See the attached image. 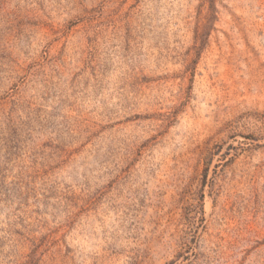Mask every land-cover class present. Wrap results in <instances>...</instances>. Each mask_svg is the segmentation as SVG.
I'll return each mask as SVG.
<instances>
[{"label":"rangeland","instance_id":"374dc122","mask_svg":"<svg viewBox=\"0 0 264 264\" xmlns=\"http://www.w3.org/2000/svg\"><path fill=\"white\" fill-rule=\"evenodd\" d=\"M0 264H264V0H0Z\"/></svg>","mask_w":264,"mask_h":264}]
</instances>
